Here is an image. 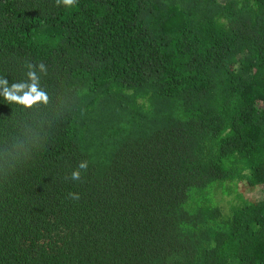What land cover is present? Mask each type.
<instances>
[{
    "label": "trees",
    "instance_id": "trees-1",
    "mask_svg": "<svg viewBox=\"0 0 264 264\" xmlns=\"http://www.w3.org/2000/svg\"><path fill=\"white\" fill-rule=\"evenodd\" d=\"M41 62L46 108L0 96V141H44L0 264H264V0H0V77Z\"/></svg>",
    "mask_w": 264,
    "mask_h": 264
},
{
    "label": "clouds",
    "instance_id": "clouds-1",
    "mask_svg": "<svg viewBox=\"0 0 264 264\" xmlns=\"http://www.w3.org/2000/svg\"><path fill=\"white\" fill-rule=\"evenodd\" d=\"M76 0H56V4H63L64 6H72ZM29 71L27 72V80L30 83H13L11 88L7 86V79L0 77V96L9 105H16L21 112L31 114L34 110L46 108L50 102V96L46 88L40 86V78L35 71L38 66L40 72L46 73L45 64L43 62L38 65L26 63L25 65ZM42 130V124L38 126ZM3 147H0V178H7L11 175L16 167L24 163L30 158L32 153L44 144L40 134L32 125L25 124L22 129L13 134L6 141H0ZM88 162L81 161L77 168L73 170L67 179L73 181L81 180V173L86 172ZM68 197L74 201L80 199L78 193L69 192Z\"/></svg>",
    "mask_w": 264,
    "mask_h": 264
},
{
    "label": "rangeland",
    "instance_id": "rangeland-1",
    "mask_svg": "<svg viewBox=\"0 0 264 264\" xmlns=\"http://www.w3.org/2000/svg\"><path fill=\"white\" fill-rule=\"evenodd\" d=\"M263 190L259 187L257 190L253 191L252 193V196L253 197H257L258 196V193H261Z\"/></svg>",
    "mask_w": 264,
    "mask_h": 264
}]
</instances>
